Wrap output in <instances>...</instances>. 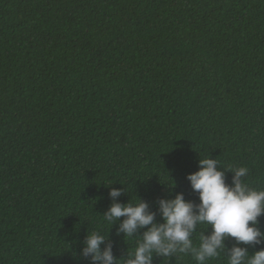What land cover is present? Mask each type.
Listing matches in <instances>:
<instances>
[{"label":"trees","instance_id":"obj_1","mask_svg":"<svg viewBox=\"0 0 264 264\" xmlns=\"http://www.w3.org/2000/svg\"><path fill=\"white\" fill-rule=\"evenodd\" d=\"M207 157L264 190V0H0V264H92L93 231L124 264L147 229L104 214L198 205L187 176Z\"/></svg>","mask_w":264,"mask_h":264},{"label":"clouds","instance_id":"obj_2","mask_svg":"<svg viewBox=\"0 0 264 264\" xmlns=\"http://www.w3.org/2000/svg\"><path fill=\"white\" fill-rule=\"evenodd\" d=\"M225 171L217 159L200 158L198 171L187 176L200 203L186 201L183 194L160 200V224L153 223L155 214L148 212V205L139 199L137 203H113L103 217L109 223L124 217L119 225L124 237L147 229L128 258L121 259L124 264H153L154 255L165 258L178 253L190 254L196 264H208L225 251L228 238L234 239L235 245L227 250V264H264V247L254 254L241 247L264 245V232L258 227L259 218L264 216V190L249 187L247 167L228 171L233 174L230 185L225 182ZM121 195L119 189L110 191L113 199ZM200 225L210 226L211 233L200 234L197 246L193 234ZM107 238L98 231L88 234L82 255L91 257L92 264H117L120 260L113 256L111 245L101 249Z\"/></svg>","mask_w":264,"mask_h":264}]
</instances>
